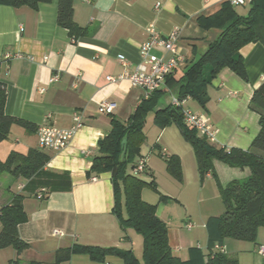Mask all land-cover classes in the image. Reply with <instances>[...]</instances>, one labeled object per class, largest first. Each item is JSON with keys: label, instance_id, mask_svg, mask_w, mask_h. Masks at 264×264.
Wrapping results in <instances>:
<instances>
[{"label": "crops", "instance_id": "1", "mask_svg": "<svg viewBox=\"0 0 264 264\" xmlns=\"http://www.w3.org/2000/svg\"><path fill=\"white\" fill-rule=\"evenodd\" d=\"M223 3L72 0V23L81 30L78 35L57 23L58 0L39 3L36 8L0 5L4 112L28 124L11 126L9 135L15 134L17 138L13 143L8 139L0 143V160L4 161L11 152L26 156L30 150L47 157L31 178L15 177L8 172L0 175L6 184L0 185V209L15 196H22L27 218L17 226L18 237L27 248L20 253L12 247L0 249V264L14 260L19 264H54L57 251L74 245L130 250L142 263V237L132 229H123L112 213L110 173H94L91 166L99 155L98 142L111 130V120L126 123L137 113L140 102L147 99L143 89L132 87L127 80L111 83L106 78L123 72L117 59L120 55L129 62V69L140 62V47L148 39L146 28L150 25L161 36L178 28L177 45L184 59L156 90L159 93L155 103L145 117V141L135 161L144 159L142 181L154 182L157 192L150 194L146 187L141 199L155 205L157 217L167 226L168 243L176 258L195 263L207 260L211 252L207 223L225 211L215 179L210 173L201 179L193 149L180 128L172 123L161 129L155 125L154 115L171 106L172 99L177 98V82L185 70L219 37L221 30H205L197 24V18L214 14ZM246 6L234 9L245 15ZM153 53L164 55L158 48ZM240 55L246 81L223 68L207 85L208 101L203 107L190 97L179 107L181 113L190 111L207 120L215 130V139L210 143L215 148L246 151L260 130L259 116L250 109V101L254 90L264 82V47L250 43L240 50ZM205 73L208 75L209 69ZM53 77L57 79L51 81ZM103 101L115 104L112 114L98 112V104ZM73 114L80 117L81 127L66 148L54 152L37 147L40 127L68 129L74 125ZM149 118L148 131L152 136L146 130ZM170 156L179 160L181 180L167 171L166 159ZM213 166L223 186L249 176L248 169L232 168L220 161H213ZM41 188L47 193L43 199H37ZM55 230L62 235H54ZM219 245L238 264H264V259L257 255V248L264 245V227L258 229L254 242L225 239ZM67 264L123 261L113 255L99 262L84 254H73Z\"/></svg>", "mask_w": 264, "mask_h": 264}, {"label": "trees", "instance_id": "2", "mask_svg": "<svg viewBox=\"0 0 264 264\" xmlns=\"http://www.w3.org/2000/svg\"><path fill=\"white\" fill-rule=\"evenodd\" d=\"M50 1L0 0V5L36 8L39 3ZM246 9V14L240 15L233 6L224 2L214 14L197 18V24L201 28L218 29L221 33L197 61L188 66L177 82L178 99L190 97L203 107L208 101L207 85L223 68H228L239 78L247 80L240 50L250 43H259L264 47V0H251ZM72 14V0H58L57 23L67 28L71 34L78 35L81 30L73 26ZM206 69H209L208 75L205 73ZM158 93L152 92L147 99H143L137 113L126 123L111 120V130L98 142L99 155L93 159L91 166L94 173H110L114 201L112 213L123 229H132L142 237V263H139L130 250L74 245L57 251L54 264H67L73 254H84L99 262L104 261L106 256L113 255L122 259L123 264H238L236 259L218 252H210L207 260L200 263L182 262L176 258L168 243L167 226L157 217L155 205L141 199V192L146 187L157 192L155 183H146L138 176L127 173L128 167L132 169L136 164L135 159L140 155L145 141V117L153 107ZM5 97V88L0 81V143L7 139L13 124L28 126L5 114ZM250 109L259 116L260 130L246 151L215 148L195 129L185 126L179 107L170 106L154 115V123L159 128L172 123L180 128L183 138L193 149L201 179L208 173L215 179L225 211L219 217L210 218L207 223L209 248L214 247L215 242L222 244L225 239L254 242L258 229L264 227V82L254 90ZM124 139L125 149L122 146ZM123 151L124 155L121 156ZM46 161V156L33 150L26 156L11 152L4 161L0 160V175L8 172L15 177L31 178ZM213 161H220L232 168L248 169L249 176L245 180H234L223 186L217 178ZM166 164L168 173L176 180H181L178 158L170 156L166 159ZM160 200H164V197L160 196ZM21 202L22 196H15L8 205L0 209V249L12 247L20 253L27 248L17 234V226L27 220ZM11 264L19 263L14 260Z\"/></svg>", "mask_w": 264, "mask_h": 264}, {"label": "built area", "instance_id": "3", "mask_svg": "<svg viewBox=\"0 0 264 264\" xmlns=\"http://www.w3.org/2000/svg\"><path fill=\"white\" fill-rule=\"evenodd\" d=\"M233 7H242L248 4L251 0H223ZM148 39L141 44L139 57L140 62L132 69H129V62L123 57L118 56L117 59L120 65L124 68L123 72L118 76H108V82H118L127 80L134 88H141L145 91L146 97L152 92L158 90L165 82L170 73L183 62V56L178 49L179 31L174 28L166 36H161L155 28L150 25L146 28ZM155 48L161 49L164 52L163 56H158L153 53ZM57 77H53L51 81H55ZM184 103V99L173 98L172 107H180ZM115 109V104L112 102H100L98 104V112L101 114L110 115ZM183 123L195 129L198 134L210 143L215 139V130L207 122V120L190 111L182 113ZM74 125L68 129H60L57 127H40L37 130V147L43 150L58 152L66 148L81 127V119L77 114H73ZM162 156L165 153L161 152ZM145 170V161L140 158L132 168V174L138 176ZM94 180V179H93ZM46 190L41 188L36 193L37 199H43ZM192 226H187L190 229ZM54 235H62L60 231H53ZM214 251L224 253V248L221 245H215ZM257 255L264 259V245L257 248Z\"/></svg>", "mask_w": 264, "mask_h": 264}, {"label": "rangeland", "instance_id": "4", "mask_svg": "<svg viewBox=\"0 0 264 264\" xmlns=\"http://www.w3.org/2000/svg\"><path fill=\"white\" fill-rule=\"evenodd\" d=\"M239 9L241 10L242 7H240ZM150 124H151V121H150V118H149V119H148V125L146 126V130H147V133H150V136H152V133L148 131V130H149V126H150ZM144 132H145V122H144V127H143V134H144ZM145 133H146V132H145ZM15 138H17L16 135H15V134H12V133H11V135H9V136L7 137L9 143H13V141H14ZM7 139H6V140H7ZM159 160H160V159H159ZM161 160H162V159H161ZM127 173L133 175V174L131 173V169H130V167H128V169H127ZM138 177H139V179H141V180H143V178H144V176H142V175H138ZM1 178H5V177H1ZM165 178H168L169 180H171V178L168 177V175H165ZM160 181H161V183L163 182L161 178H160ZM0 185H3V186L6 185L5 182H4V179H0ZM162 185H163V184H162ZM163 187H164V186H163ZM149 192H151L150 194H153L154 191H151V189H149ZM224 241H225V240H224ZM224 241H223V242H224ZM216 244L219 245V243L215 242V245H216ZM208 245H209V240H208ZM208 249L211 251V253H214V252H215V251H214V247L209 248V246H208Z\"/></svg>", "mask_w": 264, "mask_h": 264}, {"label": "water", "instance_id": "5", "mask_svg": "<svg viewBox=\"0 0 264 264\" xmlns=\"http://www.w3.org/2000/svg\"><path fill=\"white\" fill-rule=\"evenodd\" d=\"M125 145H126V139H124L122 141V146H123L124 149H125ZM123 155H124V151L122 152L121 156H123Z\"/></svg>", "mask_w": 264, "mask_h": 264}]
</instances>
